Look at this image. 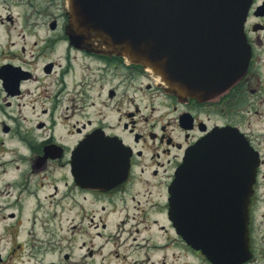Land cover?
<instances>
[{"label":"flooded vegetation","instance_id":"flooded-vegetation-1","mask_svg":"<svg viewBox=\"0 0 264 264\" xmlns=\"http://www.w3.org/2000/svg\"><path fill=\"white\" fill-rule=\"evenodd\" d=\"M64 2L0 0V212L12 241L0 248V264L57 249V259L35 264H109L115 256L126 264H212L175 234L168 189L186 151L219 127L241 133L257 153L249 255L239 264H264V0H250L243 21L245 72L221 92L184 100L140 66L71 43ZM129 207L137 214L121 218ZM62 209L73 224L58 248L46 234ZM123 232L127 254H109ZM171 247L183 250L134 254Z\"/></svg>","mask_w":264,"mask_h":264},{"label":"water","instance_id":"water-1","mask_svg":"<svg viewBox=\"0 0 264 264\" xmlns=\"http://www.w3.org/2000/svg\"><path fill=\"white\" fill-rule=\"evenodd\" d=\"M68 1V30L75 43L143 64L169 92L191 93L183 86L184 0ZM215 135L214 163L200 167L191 157L176 174L170 216L177 232L210 261L234 264L246 257L247 206L255 162L238 135L228 130ZM202 171L214 173L213 190L204 196L197 187L185 190V177L197 178Z\"/></svg>","mask_w":264,"mask_h":264},{"label":"rangeland","instance_id":"rangeland-1","mask_svg":"<svg viewBox=\"0 0 264 264\" xmlns=\"http://www.w3.org/2000/svg\"><path fill=\"white\" fill-rule=\"evenodd\" d=\"M3 12H5L4 9L2 7H0V13H3ZM12 13H14V12H12ZM15 20L9 26H16ZM48 191H51V190H48ZM45 193H46L45 190L40 191V194L42 195V197H44V195H46ZM50 199H51V196H49L45 202L49 201ZM140 206L142 207L143 203ZM9 211H11V210L8 209L7 211L4 212L5 217H6L7 212H9ZM1 213H2V211L0 212V248L3 250H6L8 248V246H10L12 244V241L11 240L9 241L10 234L3 232L4 229L5 230L9 229L8 226L5 227V223H7V221H9V218L5 219L4 216L2 217ZM125 213L129 214V216H134L137 214V210H135V207H129V210H127V211H125V210L119 211L120 217L125 218L124 217ZM28 214H29V209H26L23 211V216H22L21 221H20L21 224L18 227V231H20V233L18 234L19 240H21L23 238L22 232L28 224ZM72 217H73L72 213L69 212L68 210L62 209L57 213L56 217L51 222V226L48 227L49 233L46 234V235H50V234L52 235L53 234V238H51V244H55L56 247H58V248L61 247V245H65V244L67 245V242L64 240V238L59 239V237H61L62 234L66 233L69 229L72 228L71 227L73 224ZM153 217L159 218L160 224L163 222L160 216L152 215V218ZM112 218L113 217H111V219ZM130 221L133 222L132 219ZM52 226H53V228H51ZM157 228H158L157 226H152V227H150V231L153 234V238L156 239L158 243H160L164 240V238L158 236V234H160V232ZM127 229H128V231L133 230L134 233L136 234L135 226H127ZM38 230H39V228H38ZM13 231H15V230L13 229ZM127 235H129L128 232L127 233L123 232L121 237L119 236L116 238L119 241L115 240L114 242L109 243L108 248H107V252L109 253V252L114 251L113 253H109V254H117L118 252L120 254H127L128 243L130 242V239H125V236H127ZM36 237H38V236L36 235ZM142 250H136V251H134V254H180L179 252L182 251L183 249L171 247V249H166V248L165 249H155V250H150L148 252L142 251ZM62 251L57 249V250H55V252L52 251V253H50L51 252V250H50L47 253V255H45V257H43L40 254H37L30 261H27L26 258H24L22 260L14 259V260L8 261L4 264H35L36 263L35 261L46 263V262H49L50 260L57 259L58 256L56 254H59L61 256V254H63ZM51 254H53V255H51ZM122 260H123V258L121 256L118 258H117V256H115V257H112L111 260H109V264H126L127 263V262L123 263ZM130 263H131V261H130Z\"/></svg>","mask_w":264,"mask_h":264}]
</instances>
